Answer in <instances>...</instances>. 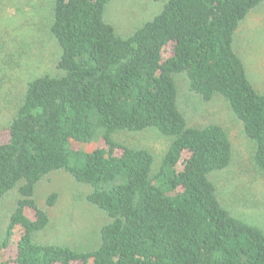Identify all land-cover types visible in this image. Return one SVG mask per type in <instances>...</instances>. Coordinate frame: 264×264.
<instances>
[{"label": "trees", "instance_id": "1", "mask_svg": "<svg viewBox=\"0 0 264 264\" xmlns=\"http://www.w3.org/2000/svg\"><path fill=\"white\" fill-rule=\"evenodd\" d=\"M112 1L51 0L59 73L27 83L0 143V203L17 195L0 264H264V232L225 209L210 179L231 163L228 135L217 124L188 126L175 81L227 105L264 178V92L234 48L264 0H166L125 38L105 19ZM150 130L167 142L156 170L148 149L116 138ZM57 172L88 187L87 203L108 220L93 249L35 240L58 199L49 194L42 208L36 189Z\"/></svg>", "mask_w": 264, "mask_h": 264}, {"label": "rangeland", "instance_id": "2", "mask_svg": "<svg viewBox=\"0 0 264 264\" xmlns=\"http://www.w3.org/2000/svg\"><path fill=\"white\" fill-rule=\"evenodd\" d=\"M166 0H114L105 9V19L117 36L125 38L150 21ZM51 0H0V143L5 142V127L20 104L29 81L55 76L59 51L50 33ZM234 48L243 60L247 77L264 92V4L253 10L239 27ZM178 109L188 126L220 125L232 147V160L227 169L210 176L220 203L235 217L264 232V178L252 162V145L243 136L239 122L220 99L201 102L187 90L182 77L176 78ZM118 140L130 147L148 149L154 157V170L165 152L167 142L157 132L122 133ZM93 141L85 149H92ZM98 145V144H97ZM90 189L75 183L66 173L50 174L37 186L35 200L42 208L46 197L56 193L58 199L46 208L47 228L35 236L42 244L64 245L75 250L98 246L99 230L107 218L90 206L86 195ZM16 193L0 203V240L7 217L15 206ZM13 244L5 252L13 255Z\"/></svg>", "mask_w": 264, "mask_h": 264}]
</instances>
